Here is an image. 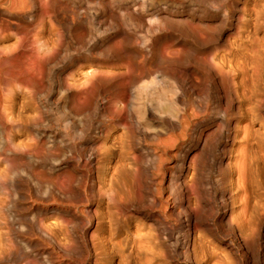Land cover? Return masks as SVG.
<instances>
[{
  "label": "bare ground",
  "instance_id": "bare-ground-1",
  "mask_svg": "<svg viewBox=\"0 0 264 264\" xmlns=\"http://www.w3.org/2000/svg\"><path fill=\"white\" fill-rule=\"evenodd\" d=\"M0 264H264V0H0Z\"/></svg>",
  "mask_w": 264,
  "mask_h": 264
},
{
  "label": "rangeland",
  "instance_id": "rangeland-1",
  "mask_svg": "<svg viewBox=\"0 0 264 264\" xmlns=\"http://www.w3.org/2000/svg\"><path fill=\"white\" fill-rule=\"evenodd\" d=\"M156 124L154 122H150V126L154 127ZM149 143V142H148Z\"/></svg>",
  "mask_w": 264,
  "mask_h": 264
}]
</instances>
